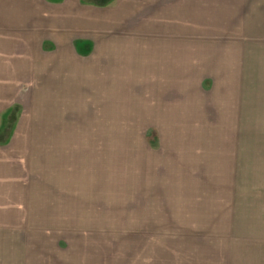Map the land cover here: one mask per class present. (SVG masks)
<instances>
[{"label":"crops","instance_id":"crops-1","mask_svg":"<svg viewBox=\"0 0 264 264\" xmlns=\"http://www.w3.org/2000/svg\"><path fill=\"white\" fill-rule=\"evenodd\" d=\"M98 4L0 0V243L76 193L73 161L136 113V97L159 99L143 107L159 115L149 128H178L203 82L205 95L221 83L231 97L224 83L239 82L246 64L233 51L264 48V0ZM168 96L181 102L168 108Z\"/></svg>","mask_w":264,"mask_h":264},{"label":"rangeland","instance_id":"rangeland-1","mask_svg":"<svg viewBox=\"0 0 264 264\" xmlns=\"http://www.w3.org/2000/svg\"><path fill=\"white\" fill-rule=\"evenodd\" d=\"M233 52L246 64L231 97L203 82L178 128H149L159 115L143 107L159 99L136 97L73 161L76 193L32 212L0 264H264V48Z\"/></svg>","mask_w":264,"mask_h":264}]
</instances>
